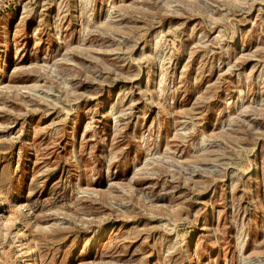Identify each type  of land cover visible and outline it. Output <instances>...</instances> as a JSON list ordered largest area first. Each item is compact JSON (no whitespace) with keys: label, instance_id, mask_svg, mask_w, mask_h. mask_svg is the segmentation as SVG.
Segmentation results:
<instances>
[{"label":"rangeland","instance_id":"1","mask_svg":"<svg viewBox=\"0 0 264 264\" xmlns=\"http://www.w3.org/2000/svg\"><path fill=\"white\" fill-rule=\"evenodd\" d=\"M0 264H264V0H0Z\"/></svg>","mask_w":264,"mask_h":264},{"label":"bare ground","instance_id":"2","mask_svg":"<svg viewBox=\"0 0 264 264\" xmlns=\"http://www.w3.org/2000/svg\"><path fill=\"white\" fill-rule=\"evenodd\" d=\"M0 205H1V202H0Z\"/></svg>","mask_w":264,"mask_h":264}]
</instances>
